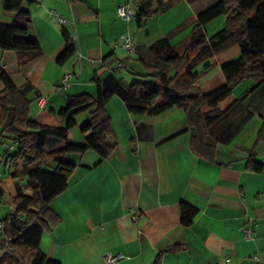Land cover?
<instances>
[{"label":"crops","instance_id":"1","mask_svg":"<svg viewBox=\"0 0 264 264\" xmlns=\"http://www.w3.org/2000/svg\"><path fill=\"white\" fill-rule=\"evenodd\" d=\"M154 1L26 0L22 8L30 12L28 30L39 42L41 56L25 67L24 76L17 70L15 53L0 49V68L16 86L28 82L32 87V111L58 109L68 96L94 95L97 79L125 82L126 74L139 69L140 59L154 60L148 48L161 38L175 45L187 41L197 15L217 0H172L169 9L140 21L117 15L121 4L129 3L137 12L140 3ZM53 11L67 23L61 26ZM15 21L16 15L5 11L0 0V23ZM64 33L76 52L59 64ZM122 33L134 43L131 55L113 46ZM120 62L124 68L118 69ZM207 65L209 75L196 82L203 93L225 84L217 61L207 58L198 64ZM66 71L73 74L68 88L62 86ZM209 82L212 88L204 89ZM260 92L264 84L231 111L225 124L246 118L230 142H217L214 162L192 151L181 108L158 115L131 114L114 95L106 105L112 126L107 139L114 150L102 161L90 150L64 155L76 167L68 188L49 204L52 219L40 250L61 264H105L108 252L123 253L118 264H264V168L256 172L247 165L250 150L255 160L264 162V141L254 145L264 117V104L253 101ZM41 97L43 106L38 104ZM82 113H87L84 120L75 117L78 125L89 118V112ZM1 171L0 178L7 170ZM10 183L9 196H14L12 179ZM183 201L197 208L189 226L180 222ZM247 229L250 238L244 236Z\"/></svg>","mask_w":264,"mask_h":264},{"label":"trees","instance_id":"2","mask_svg":"<svg viewBox=\"0 0 264 264\" xmlns=\"http://www.w3.org/2000/svg\"><path fill=\"white\" fill-rule=\"evenodd\" d=\"M1 1L5 11L16 15V21L11 25L0 23V49L15 53L17 70L25 76V67L41 56L39 42L29 34L30 12L22 8L26 0ZM171 4L172 0L140 3L135 17L140 21L144 16L169 9ZM220 15L226 16V25L207 36L205 25ZM63 38L65 46L57 58L59 64L76 52L71 37L64 33ZM148 51L154 60L140 59L139 69L133 71L140 79L129 84L115 77L97 79L94 95L68 96L65 105L58 109L41 107L32 111L34 98L29 97L32 87L28 82L16 86L0 68L3 85L0 146L7 141L13 146L11 150L3 149L0 156L2 169L7 170L15 187V195L6 197L5 203L22 214L20 218H10L7 213L1 218L5 224L2 236L14 240L0 252V264H61L48 258L39 246L52 219L49 204L68 188L76 167L64 155L90 150L100 161L110 156L115 144L107 139L112 126L106 105L114 95L131 114L158 115L174 107L181 108L187 119L192 151L214 162L217 142H230L246 118L242 116L225 124L231 111L264 84V0H217L197 15L187 41L175 45L163 37ZM207 58H214L220 65L225 84L203 93L196 84L200 73L193 71ZM210 68L207 65L204 70ZM171 71L181 73L174 79ZM246 80L252 81L251 86L240 98L236 97L234 87ZM83 111L89 112V118L78 125L75 117ZM75 128L83 136L81 141L74 140ZM258 141H264V117L254 145ZM247 165L256 172L264 168V162L255 160L254 150H250ZM21 180L23 184L19 183ZM5 192L6 184L2 180L0 202ZM196 214L195 206L180 203L183 226H189Z\"/></svg>","mask_w":264,"mask_h":264},{"label":"built area","instance_id":"3","mask_svg":"<svg viewBox=\"0 0 264 264\" xmlns=\"http://www.w3.org/2000/svg\"><path fill=\"white\" fill-rule=\"evenodd\" d=\"M138 4V3H136ZM138 6V5H137ZM117 15L121 18L124 19L126 21H128L129 19L135 17L136 15V10L134 8H132V6L129 3H124L121 4L117 7L116 9ZM53 15L55 16L57 22L63 26L67 23V21L65 19H63L60 15H58V13L56 11H53ZM114 47L117 46H121L124 49L127 50V52L131 55L132 53H134L135 51V46L134 43L132 41V39L130 38V36L128 34L122 33L119 35L117 41H115L113 43ZM124 68V64L123 63H118V69ZM73 77L72 72L70 71H66L63 76H62V86L64 88H68L70 85V80ZM45 103V99L44 98H38V104L40 106H43ZM13 148L12 145H8L7 146V150H11ZM2 168V158L0 156V171ZM8 213L10 215V218H20L22 217V214L16 213V211L12 208H9ZM138 218L137 214L134 213L133 214V219L136 220ZM262 222L264 223V217L262 219ZM4 221L2 219H0V252L2 251V249L4 248H9L12 245V242L14 240V238L12 237H3L2 234L4 232ZM251 230L247 229L245 232V237L246 238H250V233ZM125 256L123 255V253L121 252H116V253H105L104 254V261L105 264H118V262L122 259H124Z\"/></svg>","mask_w":264,"mask_h":264},{"label":"rangeland","instance_id":"4","mask_svg":"<svg viewBox=\"0 0 264 264\" xmlns=\"http://www.w3.org/2000/svg\"><path fill=\"white\" fill-rule=\"evenodd\" d=\"M225 25H226V16L225 15H220L217 18H215L214 20L208 22L205 25L204 28H205V31L208 34H213L214 32L222 29ZM196 67H198V68L196 69ZM194 70H195V72L200 73L199 80H202L203 81L204 79H206L207 75H209L208 72L206 70H204V68H202L201 66L196 65L194 67ZM140 71L143 72L144 69L140 67ZM180 73L181 72L174 73L173 71H171V75L173 76L174 79L177 78V76H179ZM138 79H140V77L136 76L135 74H129V73L126 74L125 77H124V80H125V82L127 84L132 83L133 81L138 80ZM251 82H252L251 80H246L245 82H242V83L238 84L236 87H234L233 91L236 94V97L240 98L243 95V93L247 89H249V87L252 84ZM210 83L211 82L207 83L206 85L208 87H206L204 89H206V90L207 89H211L212 87H210ZM254 99H255V100H253L254 102L255 101H260V102H262V104H264V93L260 92L259 94H257L255 96ZM249 102H250L251 105H254L255 104L252 101H249ZM86 114L87 113L84 114V113L81 112V113H79L78 118L80 120H84L83 118L85 117L84 115H86ZM82 139H83L82 134L79 132L78 128H75V130H74V140L81 141ZM51 143H53V142H51ZM5 144H6L5 148H7L8 144H10V143H9V141H7ZM47 147L50 148L51 145H48ZM2 171H4V169ZM4 178H5V181L4 182L6 184V192H5V196L2 199L3 201L0 202V219L2 217H4L8 213V210H9L8 204L5 203V198L9 196L10 187H11V183L9 184V182L11 181V177L9 176L8 172H5L4 171V174L0 178V181L4 180ZM23 182H24V180L19 181L20 184H23ZM12 186H14V181L13 180H12ZM14 189H15V187H14Z\"/></svg>","mask_w":264,"mask_h":264}]
</instances>
